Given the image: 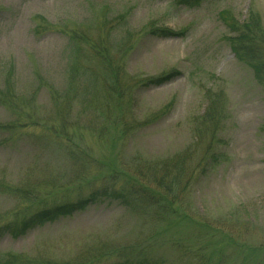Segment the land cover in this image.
I'll return each instance as SVG.
<instances>
[{
	"label": "rangeland",
	"instance_id": "1",
	"mask_svg": "<svg viewBox=\"0 0 264 264\" xmlns=\"http://www.w3.org/2000/svg\"><path fill=\"white\" fill-rule=\"evenodd\" d=\"M105 12L113 19H126L124 31L117 38L128 31L136 40L127 62L128 74L154 77L173 70L180 73L171 82L139 94L135 109L138 119L172 101L174 107L168 117L133 136L125 159L130 161L134 155L166 157L193 146L196 122L207 108L206 92L223 93L228 120L223 122L220 134L226 160L194 189L191 205L196 215L209 222L236 216L245 223L231 235L235 243L229 245L237 248L228 252V264H255L258 260L264 264V257L251 259L249 251H240L264 244V87L253 69L232 50L228 38L236 34L221 18L223 12H230L243 25L254 13L264 28V0H202L190 6L179 0H0V85L10 71L16 94L26 98L36 90L37 77L47 82L28 105L30 110L0 105L1 124L21 117L26 125L17 140L0 134V179L13 185L28 178L34 183L42 179L65 184L77 172L63 152L35 136L45 129L53 111L45 85L64 88L70 60L68 38L62 29L91 26L94 30ZM152 24L185 36L147 35ZM45 28L52 32H44ZM82 133L84 138L77 134V142L89 148L95 160H112L116 151L112 144H99ZM85 190L87 194L90 189ZM17 205L14 199L0 195V224ZM147 230L141 219L118 203L105 202L20 238L6 235L0 240V257L108 264L119 261L118 257L105 253L94 259L98 250L127 248ZM171 240L158 233L153 257L179 264L180 254Z\"/></svg>",
	"mask_w": 264,
	"mask_h": 264
},
{
	"label": "trees",
	"instance_id": "2",
	"mask_svg": "<svg viewBox=\"0 0 264 264\" xmlns=\"http://www.w3.org/2000/svg\"><path fill=\"white\" fill-rule=\"evenodd\" d=\"M201 1L179 0V3L190 6ZM221 18L236 34V37L228 38L232 50L239 60L253 69L264 87V28L260 17L253 13L243 25L230 12H223ZM125 22L123 16L113 19L105 12L94 30L91 26L62 29L68 38L70 60L65 84L62 89L52 84L45 85L53 111L45 129L35 137L63 152L77 172L65 184L42 179L34 183L28 178L19 185H13L0 179V195L18 203L6 220L1 221L0 240L6 235L20 238L36 228L72 217L94 205L118 203L141 219L148 230L127 248L98 250L99 254L96 253L94 259L102 258L106 253L119 259L108 264H168L164 258L153 257V242L159 233L172 238L171 245L180 254L179 264H228V252L237 248L229 245L235 243L231 235L233 231L241 230L245 223L236 216L209 222L196 215L191 205L194 189L226 160L221 150L224 142L220 134L223 122L228 120L225 96L211 90L206 92L207 108L196 122V143L193 146L166 157L147 159L134 155L127 161L125 150L133 136L168 117L174 107L172 101L138 119L135 109L139 94L171 82L180 73L173 70L154 77L128 74L127 62L134 52L136 40L128 31L122 38H117V34L124 31ZM43 31L52 32L48 28ZM147 35L159 38L185 36L183 32L154 24ZM44 83L47 82L37 77V88L33 94L21 98L15 92L9 71L0 85V105L8 109L19 105L27 110ZM29 118L28 121L31 120ZM24 123L21 117L10 123H0V134L9 135L10 141L17 140L26 127ZM33 125L37 126L36 123ZM82 132L91 135L99 144H112L116 149L112 160H95L89 148L77 142V134L82 139ZM85 189H90L89 193L86 194ZM219 238L223 242H219ZM243 250L249 251L247 255L251 259L264 257V244L240 251ZM0 264L82 262L7 255L0 257ZM255 264L262 263L258 260Z\"/></svg>",
	"mask_w": 264,
	"mask_h": 264
}]
</instances>
